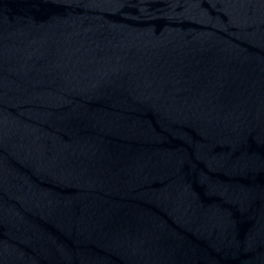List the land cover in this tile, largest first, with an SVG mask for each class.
<instances>
[{"label": "water", "instance_id": "95a60500", "mask_svg": "<svg viewBox=\"0 0 264 264\" xmlns=\"http://www.w3.org/2000/svg\"><path fill=\"white\" fill-rule=\"evenodd\" d=\"M0 264H264V0H0Z\"/></svg>", "mask_w": 264, "mask_h": 264}]
</instances>
